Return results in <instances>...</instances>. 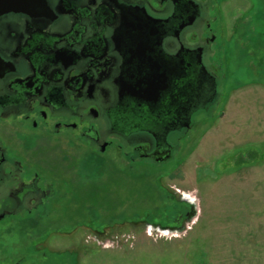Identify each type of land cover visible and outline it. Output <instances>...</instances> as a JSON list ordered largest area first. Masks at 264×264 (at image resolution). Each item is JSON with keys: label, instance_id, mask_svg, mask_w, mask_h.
Wrapping results in <instances>:
<instances>
[{"label": "flooded vegetation", "instance_id": "obj_1", "mask_svg": "<svg viewBox=\"0 0 264 264\" xmlns=\"http://www.w3.org/2000/svg\"><path fill=\"white\" fill-rule=\"evenodd\" d=\"M260 7L264 0H37L27 11L1 14L0 220L24 212L32 218L57 200L62 166L73 172V154L67 162L61 142L170 160L171 136L189 129L217 96L210 59L224 50L227 26L243 49L254 44L264 52ZM163 77L169 87L153 102L147 91ZM179 87L186 113L168 121L164 107ZM139 88L140 98L133 94ZM191 105L198 110L186 128Z\"/></svg>", "mask_w": 264, "mask_h": 264}, {"label": "rangeland", "instance_id": "obj_2", "mask_svg": "<svg viewBox=\"0 0 264 264\" xmlns=\"http://www.w3.org/2000/svg\"><path fill=\"white\" fill-rule=\"evenodd\" d=\"M230 33L210 59L217 96L173 157L61 142L73 172L45 212L0 220V264H264V52Z\"/></svg>", "mask_w": 264, "mask_h": 264}, {"label": "water", "instance_id": "obj_3", "mask_svg": "<svg viewBox=\"0 0 264 264\" xmlns=\"http://www.w3.org/2000/svg\"><path fill=\"white\" fill-rule=\"evenodd\" d=\"M35 4H37V0H0V15L9 11H27L26 9L31 8V6H34ZM125 23L128 22L127 20L124 21ZM145 22V20L140 21ZM123 28H126V25L122 26ZM128 28V27H127ZM127 30V29H125ZM193 74H191V77L189 78V83H190V97L194 96L195 93L198 91L197 88V84H195V81H197V79L192 76ZM163 85H157V87H155V84H152L150 86V88H152V90H148L147 92L151 95V101L153 102H159V97L161 96L162 92L166 90L167 87H169V81H168V77H163ZM141 84L138 85V87H140ZM182 87V86H181ZM182 88H177L175 90V92L170 96V102H168L167 106H165L164 108L166 110H170V114L168 115V121L169 120H174L175 116H177V114H181L183 112L186 113V108L184 106V104L181 101V96H182V92H181ZM135 94L134 96H142L144 94L143 90L141 88H139L137 90V92L133 93ZM140 98V97H139ZM164 110V109H163ZM198 109L195 108L194 106H190L189 108V117L186 118V123H184L181 126H184L186 128H189L192 124V114H194ZM162 111V110H160ZM158 127L160 126H165L166 124V120L164 121H159L157 122ZM171 124V123H170ZM173 128H175V124H172Z\"/></svg>", "mask_w": 264, "mask_h": 264}]
</instances>
